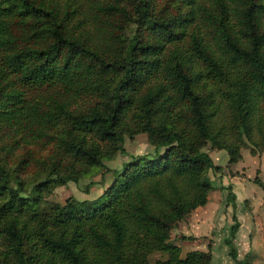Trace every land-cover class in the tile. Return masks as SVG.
<instances>
[{
    "label": "trees",
    "instance_id": "trees-1",
    "mask_svg": "<svg viewBox=\"0 0 264 264\" xmlns=\"http://www.w3.org/2000/svg\"><path fill=\"white\" fill-rule=\"evenodd\" d=\"M80 6L0 0V127L51 145L28 183L26 157L0 152V264H210L211 245L181 255L170 229L215 185L233 202V183L208 175L220 166L206 144L228 163L241 138L250 154L264 148V0ZM138 132L152 149L112 169L97 196L44 199ZM231 219L223 243L240 264Z\"/></svg>",
    "mask_w": 264,
    "mask_h": 264
},
{
    "label": "rangeland",
    "instance_id": "rangeland-1",
    "mask_svg": "<svg viewBox=\"0 0 264 264\" xmlns=\"http://www.w3.org/2000/svg\"><path fill=\"white\" fill-rule=\"evenodd\" d=\"M80 1H81V6H80L81 10L84 11L85 14L90 15L94 2H97L99 0H80ZM163 1L164 0H155V6L160 5ZM15 134L16 133L10 131L9 128L0 127V146L7 145L4 149H0V152H6V157L8 160H13L19 158L20 156L26 157V163L24 164V167L20 172V176L28 183L30 181H34L35 179H37L39 175L38 174L39 165L34 158L35 157L40 158L45 156L49 152L51 145L49 143H44L41 139H33V140L30 139L29 141H23L22 137L20 136L16 137ZM13 139H16V141H13ZM9 144L10 147L8 148ZM208 146L209 145L206 144V146H204V149L209 154V152L212 150H210ZM150 148L152 149V146L148 143L146 134L144 132H138L131 136L124 134L121 148L114 151L110 158L105 159L103 161L102 166L93 168L88 174L79 178L75 182L69 180L64 183H57L53 185L52 188L49 190V192H47L46 195L44 196V199L46 201L63 202V200L69 195L80 200L94 198L111 181L113 177L111 173L112 169H118L121 166V163L129 159L131 155L149 151ZM217 151L225 152V150L223 149ZM262 151H264V148L258 151L257 153L260 154ZM247 152L249 153V142L245 138H241L239 140V153H240L239 158L232 163L226 162L225 165H223V158L221 159L218 156L214 157V162L217 163L216 165L220 166V169L217 171L211 170L212 172H208V175L210 177H212V175L214 176L220 175L222 177L221 181H224V183H226L227 181H237V180L241 181L242 177L244 176L242 170L246 166L239 167V164H241V162L244 163V161L247 160V158L249 157L247 155ZM27 155L30 156V158ZM245 169H247V167ZM261 170L262 171L260 172L259 176L260 178L264 179V167L261 168ZM248 173H250L249 174L250 177H248V179L243 178L242 182L246 184L247 188L249 186H253L256 190V193L259 191L262 192L261 188L257 184V183L263 184L257 175V169L256 172L248 171ZM255 177L258 178L259 182L254 180ZM215 180L217 179L215 178ZM218 193H221V197L215 216H217L218 213H220L224 209L223 204L225 202L224 200H225L226 191L224 190L222 191L221 189L219 191V188H213V187H211L208 191V196L210 197L211 202L213 204H216ZM236 209L234 210L235 214H237ZM223 211H225V209ZM176 225L170 229V234H169L170 239L173 240L174 242L176 240L179 241L180 239L186 237L185 235L182 236L181 234L179 235L178 228L176 227ZM218 226L219 225L215 224L214 228L210 229L207 235L204 236L206 238L208 237L209 245H211L212 248H213L212 245L213 238L216 237V234L218 233L221 234L222 232H224ZM216 241L217 240H215V243ZM222 245L223 243L216 244L215 249L218 250V252H216L217 254L213 252L210 264H232L231 259L228 257L226 250L225 248H223ZM239 255L241 254H238V256ZM153 258L154 256L151 255L149 258L150 264H153L152 263ZM244 258L245 260H249L250 262H252L251 256L246 255Z\"/></svg>",
    "mask_w": 264,
    "mask_h": 264
},
{
    "label": "crops",
    "instance_id": "crops-1",
    "mask_svg": "<svg viewBox=\"0 0 264 264\" xmlns=\"http://www.w3.org/2000/svg\"><path fill=\"white\" fill-rule=\"evenodd\" d=\"M217 150L221 149L209 152L212 162H214V157L218 156L221 159L223 158V165H225L228 158L226 151L221 152ZM247 155L249 156L247 160H245L244 163L241 162V164H239V167H247V169H245V167L242 170L244 173L242 179H248V177H250L248 171L256 172V169L257 175L260 178L259 174L262 171L261 168L264 167V151L260 154H249L247 152ZM214 163L217 164L216 162ZM242 179L241 181H227L232 182L234 189L236 190L232 202L233 206L232 203L224 200L225 202L223 205L225 211H223V209L217 216H215L216 210L219 206L221 193H218L216 204H213L210 197L207 195V200L204 204L196 206L179 220L176 225L179 235L190 236V238L185 237L179 241H175V243L180 245L181 255L189 249L196 248L205 250L209 246V240L208 237L206 238L204 236L207 235L210 229L214 228L215 224H217L224 232L216 234V237L213 238L212 245L213 252H215L216 244L223 243V239L228 236L229 225L232 222L231 212L233 211L235 219L238 222V227L233 237V243L238 254H241L239 256L237 254L240 264H264V179L260 178L263 184L257 183L262 191L257 193L253 186L247 188L246 184L242 182ZM222 182L224 183V181ZM213 188H219L220 191V185H215ZM221 190L225 191L223 188H221ZM235 209L237 214L234 212ZM214 239L217 240L216 243ZM222 246L225 248L224 243ZM245 254L251 256L252 262L245 260Z\"/></svg>",
    "mask_w": 264,
    "mask_h": 264
}]
</instances>
